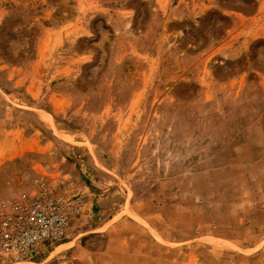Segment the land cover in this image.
Here are the masks:
<instances>
[{"label":"rangeland","instance_id":"obj_1","mask_svg":"<svg viewBox=\"0 0 264 264\" xmlns=\"http://www.w3.org/2000/svg\"><path fill=\"white\" fill-rule=\"evenodd\" d=\"M41 189L28 264H264V0H0V202Z\"/></svg>","mask_w":264,"mask_h":264},{"label":"built area","instance_id":"obj_2","mask_svg":"<svg viewBox=\"0 0 264 264\" xmlns=\"http://www.w3.org/2000/svg\"><path fill=\"white\" fill-rule=\"evenodd\" d=\"M78 208L77 199L43 189L31 197L0 202V264L31 263L43 248L59 244Z\"/></svg>","mask_w":264,"mask_h":264},{"label":"crops","instance_id":"obj_3","mask_svg":"<svg viewBox=\"0 0 264 264\" xmlns=\"http://www.w3.org/2000/svg\"><path fill=\"white\" fill-rule=\"evenodd\" d=\"M179 5V2L176 3L175 5H173V7H171L169 9V13L172 15V16H175L177 19L180 18H186L187 16H184V14H181L180 13V10L177 9V6ZM198 7V6H197ZM200 14V13H199ZM184 16V17H183ZM147 36H149L148 34V31H144L143 33L139 34V35H133V41H142V42H146L147 45L149 47H159V46H163L165 45L166 47H171V48H174V49H178L176 48L177 47V43L175 42H166L165 40H168V34H165L164 32H162L160 29L157 31V33L155 34L154 36V40H147ZM229 41H225L220 47L221 49H223L224 46H227ZM181 52V51H180ZM182 53V52H181ZM184 55V53H183ZM197 61L195 60V62H193V64L191 63L189 65V68L190 69L192 66L191 65H194V63H196ZM191 66V67H190ZM196 66V65H195ZM194 66V67H195ZM187 67V66H186ZM206 79V77H205ZM148 83V81L146 82ZM154 83V82H153Z\"/></svg>","mask_w":264,"mask_h":264}]
</instances>
